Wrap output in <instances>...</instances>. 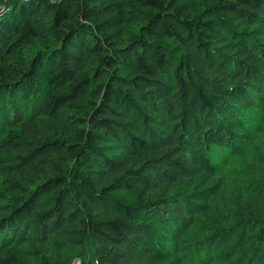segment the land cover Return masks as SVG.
<instances>
[{
    "label": "trees",
    "instance_id": "trees-1",
    "mask_svg": "<svg viewBox=\"0 0 264 264\" xmlns=\"http://www.w3.org/2000/svg\"><path fill=\"white\" fill-rule=\"evenodd\" d=\"M0 264H264V0H0Z\"/></svg>",
    "mask_w": 264,
    "mask_h": 264
}]
</instances>
